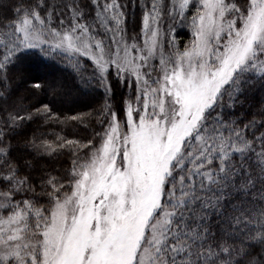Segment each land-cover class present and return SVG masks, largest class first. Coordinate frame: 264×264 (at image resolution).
<instances>
[{
	"label": "snow or ice",
	"instance_id": "obj_1",
	"mask_svg": "<svg viewBox=\"0 0 264 264\" xmlns=\"http://www.w3.org/2000/svg\"><path fill=\"white\" fill-rule=\"evenodd\" d=\"M131 2L143 16L140 32L129 36L128 0H88L87 8L83 0H0V80H8L17 51L35 47L63 52L82 81L80 58L90 59L104 91L89 112L61 118L48 104L27 111L18 102L0 116V181L7 185L0 188V264H264V102L244 124L206 115L218 102L233 106L245 73L264 81V0ZM9 8L15 18L5 20ZM177 22L193 33L183 48ZM112 68L135 85L119 116ZM8 90L0 88V98ZM35 117L102 126L87 141L60 132L25 140L37 155L71 153L66 178L47 172L39 191L10 159L6 138ZM257 180L252 196L262 203L232 216L217 238L208 210L220 207L226 188L255 189ZM17 193L31 196L17 201Z\"/></svg>",
	"mask_w": 264,
	"mask_h": 264
},
{
	"label": "trees",
	"instance_id": "obj_2",
	"mask_svg": "<svg viewBox=\"0 0 264 264\" xmlns=\"http://www.w3.org/2000/svg\"><path fill=\"white\" fill-rule=\"evenodd\" d=\"M32 2L33 0H25L27 4ZM14 3H18V0H14ZM238 3L240 4V0H238ZM47 6L46 4L45 8L41 9L42 14ZM82 6L87 8L88 0H83ZM193 7L195 6L193 5ZM191 14L192 9L190 8L186 15L190 16ZM86 15L87 18H92L95 13L89 8ZM142 16L143 9L140 8L139 4L133 6L131 0H128L125 28L129 26L126 29L129 36L140 32ZM2 18L5 20L14 19L15 13L9 8ZM174 35L180 48H183L193 38L192 31L184 22L175 24ZM64 55L60 51L45 54L42 48L35 47L21 48L17 51L7 65L8 80H0V88L5 84L9 86L7 97L0 98V116H6L7 112L21 107L18 102H22L23 107L21 110L27 111L48 104L52 111L61 118L92 111L93 108L102 103L104 91L95 86L96 71L91 61L87 58H80L81 72L84 74V80L82 81L77 71L62 59ZM89 77L92 78V83L88 82ZM37 83L41 85V88L31 87ZM119 84L114 82V90H112L111 95V103L116 112H119L117 110L119 104L122 107L124 106L126 98V91L121 87L119 88ZM53 89H56V91L53 92ZM242 89V91L235 94L232 107H229L226 103L220 107L218 102L206 115L213 118L219 112L224 121H235L238 125L247 123L253 116H259L258 108L264 102V81L253 73H245ZM207 122L205 121V123ZM101 127L95 121L92 122L90 127L77 125L75 122H73V125L63 127L58 124H45L39 117H35L32 120L22 122L20 127L7 130L6 138L12 144L9 157L17 163L19 173L26 175L29 182L39 191L40 183L46 178L45 173L47 172L66 178V170L71 166V153L65 150L52 156L37 155L33 149L26 146L25 140L32 138L35 134H44L45 138L54 139L51 133L60 132L68 139L87 141L94 132L100 131ZM233 160H239V156L234 155ZM27 161L32 162L30 168L26 166ZM236 183H239V178H237ZM6 186L4 181H0V188ZM259 187L260 181L257 180L255 189L247 191L238 187L225 189V196L220 201V207L209 209L206 221L217 238L224 235L223 230L232 216L245 211L249 207H257L262 203L259 200H254L252 196V192L258 190ZM29 196H31L30 193H17L14 199L19 201L28 199ZM32 198L40 204L48 202L45 196H32Z\"/></svg>",
	"mask_w": 264,
	"mask_h": 264
},
{
	"label": "rangeland",
	"instance_id": "obj_3",
	"mask_svg": "<svg viewBox=\"0 0 264 264\" xmlns=\"http://www.w3.org/2000/svg\"><path fill=\"white\" fill-rule=\"evenodd\" d=\"M246 2H247V0H245L243 2H242V0H240V5L243 6ZM166 24H167V22H166ZM128 27L126 26V29H128ZM88 60H90V59H88ZM109 80H110V83H111V86H112V90H114V88H113L114 87V82H117V83H120L119 84V88L121 87L122 89H124L126 91V98L132 97V96L135 95V85L134 84H131V82L128 81L127 79L122 82L120 80L119 76L116 74V71H115L114 68H112V69L109 70ZM112 80H115V81H112ZM117 110L119 111V112H117V115L119 116V115H121L124 112L125 109H124V106L122 107V105L119 104L118 107H117ZM209 110L206 111V114H207V112ZM67 211L68 210L65 209V212H64L65 216H67Z\"/></svg>",
	"mask_w": 264,
	"mask_h": 264
}]
</instances>
